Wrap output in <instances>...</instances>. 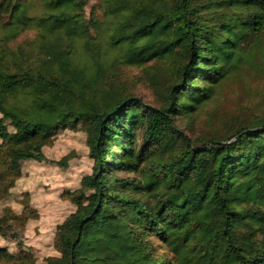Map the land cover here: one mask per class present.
Masks as SVG:
<instances>
[{
	"label": "trees",
	"instance_id": "16d2710c",
	"mask_svg": "<svg viewBox=\"0 0 264 264\" xmlns=\"http://www.w3.org/2000/svg\"><path fill=\"white\" fill-rule=\"evenodd\" d=\"M263 34L264 0H0V197L61 130L82 125L93 160L44 264H264V115L187 130ZM125 66L163 78L159 104ZM28 209L0 215V264H39Z\"/></svg>",
	"mask_w": 264,
	"mask_h": 264
},
{
	"label": "rangeland",
	"instance_id": "374dc122",
	"mask_svg": "<svg viewBox=\"0 0 264 264\" xmlns=\"http://www.w3.org/2000/svg\"><path fill=\"white\" fill-rule=\"evenodd\" d=\"M35 36L33 29L20 36L19 41L32 40ZM243 55L231 75L221 83L215 98L195 117L196 123L187 128L191 135L214 133L223 136L231 126L248 124L255 116L264 115V34L246 45ZM118 81L126 92L146 102L159 104L162 100L163 78L152 81L150 73L143 68L122 67ZM186 122L179 121L182 127ZM44 151L48 159L23 161L22 173L14 187L0 197V215L8 207L22 213L29 204L30 219L21 235L39 264H44L48 256L60 254L54 242L57 225L76 208L62 193L80 187L82 177L91 172L93 164L82 125L58 132L53 144L45 146ZM66 156L67 165L59 163ZM0 244L16 250V242L12 239L0 236Z\"/></svg>",
	"mask_w": 264,
	"mask_h": 264
}]
</instances>
